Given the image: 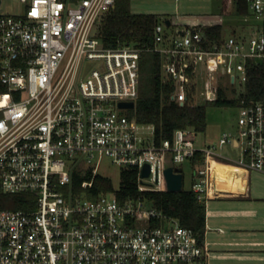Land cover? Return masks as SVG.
<instances>
[{
  "label": "built area",
  "instance_id": "obj_1",
  "mask_svg": "<svg viewBox=\"0 0 264 264\" xmlns=\"http://www.w3.org/2000/svg\"><path fill=\"white\" fill-rule=\"evenodd\" d=\"M20 1L22 15H0V179L4 193L37 202L32 212H0V264H210L194 231L146 198L121 202L109 192L90 200L73 178L90 175L81 188H92L107 159L120 173L136 169L141 193L168 192L165 171L184 169L200 153L205 167L194 172L192 191L206 202L213 163L264 174L263 102L242 101L236 131L204 147L192 129L157 144L154 127L130 115L144 53L162 55L172 99L184 104L192 81L202 85L212 69L243 85L247 61L264 64V31L208 43L199 27L170 32L173 26L161 23L152 47L110 49L99 27L116 0ZM247 2L264 21V0ZM122 102L135 108L121 109ZM223 146L241 156L224 154ZM146 166L150 175L143 177Z\"/></svg>",
  "mask_w": 264,
  "mask_h": 264
},
{
  "label": "trees",
  "instance_id": "obj_2",
  "mask_svg": "<svg viewBox=\"0 0 264 264\" xmlns=\"http://www.w3.org/2000/svg\"><path fill=\"white\" fill-rule=\"evenodd\" d=\"M224 13L229 0H223ZM134 0H116L115 5L107 12L99 27V36L106 48L115 49L119 46L133 45L142 48L153 46L156 27L166 23L169 18L156 14L135 13ZM236 12L239 16L250 15L247 0H237ZM172 23V21H171ZM173 23L171 24V27ZM208 43H221L228 36L223 25L199 27ZM264 31V28H263ZM163 58L158 53L146 52L141 58L140 93L136 109L131 117L143 125L153 126L155 141L161 144L172 140L178 130L192 129L197 135L208 129V110L215 108H239L242 101L247 103H264V64L253 60L246 63V82L240 86L238 98H228L224 89H219L215 100L204 103L199 101L198 81H192L188 100L181 104L172 99L175 92L174 84L163 75ZM236 87V84H231ZM235 90V89H234ZM6 88L0 81V93ZM193 171L205 167L203 154H197L190 161ZM183 169V168H182ZM184 170V169H183ZM138 171L136 169L121 172V184L116 189L109 177L98 175L93 187L83 190L81 184L90 180V175L74 174V188L85 198L96 200L100 194L116 192L121 202L144 197L166 216L177 219L183 227L194 231L201 244L206 238V202H199L191 190L180 193L147 192L141 193L138 188ZM36 198L31 194H6L1 187L0 179V212L24 211L32 212L36 208Z\"/></svg>",
  "mask_w": 264,
  "mask_h": 264
},
{
  "label": "crops",
  "instance_id": "obj_3",
  "mask_svg": "<svg viewBox=\"0 0 264 264\" xmlns=\"http://www.w3.org/2000/svg\"><path fill=\"white\" fill-rule=\"evenodd\" d=\"M160 7L163 11H152L150 14L172 17L171 13L174 10H169V7L165 5L158 8ZM211 17L212 15L203 17H194L189 14L176 15L174 20L169 19L173 23L170 32L185 25L196 27L223 25L231 36L247 40L257 29L262 31L264 28H259L257 21H254L252 34L247 35L245 31H239L237 26L235 27L238 25L235 20L226 22L224 14L219 12L215 16L218 18ZM241 17L245 18V23L249 24V18H255L251 12L250 16ZM208 145L210 144L204 143L200 146ZM233 150L239 158L241 152ZM210 186L206 201L205 238L210 254V264H264V174L250 173L217 162L212 165Z\"/></svg>",
  "mask_w": 264,
  "mask_h": 264
},
{
  "label": "rangeland",
  "instance_id": "obj_4",
  "mask_svg": "<svg viewBox=\"0 0 264 264\" xmlns=\"http://www.w3.org/2000/svg\"><path fill=\"white\" fill-rule=\"evenodd\" d=\"M236 2L237 0H229L228 7L224 13V3L223 0H134L133 11L135 13H145L150 14L152 11L160 12L162 9L161 5L169 7V10H174L171 13L169 19L175 18L176 15L183 16L186 14L193 15L194 17H203L205 15H212L211 18L216 19V14H224L226 22L235 20L238 25L237 29L239 31H245L247 35L252 34L251 29L252 24L257 21L259 28L264 27L263 20H255V18H249L250 24L245 23L244 19L239 16L236 12ZM166 8V7H165ZM27 7L22 4L20 0H2V5L0 6V15L9 16H20L24 13ZM163 11V10H162ZM175 12V13H174ZM215 15V16H213ZM167 16V15H163ZM250 16V15H247ZM245 16V17H247ZM204 22V21H203ZM252 22V23H251ZM226 25V24H225ZM259 32V30H256ZM227 36H231V33H227ZM237 77L241 78L242 69L239 67L235 72ZM202 85L198 87L199 91V101L204 103L208 100H215L217 97L218 90L224 89L226 91L228 98H238L240 84L236 87H232L229 82V78L222 76L218 69H212L208 71L204 77L201 79ZM235 89V90H234ZM238 108H215L210 107L208 110V129L205 133H199L197 135V145L200 146L204 143L215 144L214 142L219 141L220 136L225 132H234L237 129V119H238ZM222 152L229 156H238L236 151H234L229 146H223ZM184 167V190H191L193 185L194 171L190 162L183 165ZM101 175L109 177L114 182L115 188H119L121 184L120 170L115 168L111 161L105 160L103 167L100 170ZM256 173V172H254Z\"/></svg>",
  "mask_w": 264,
  "mask_h": 264
},
{
  "label": "water",
  "instance_id": "obj_5",
  "mask_svg": "<svg viewBox=\"0 0 264 264\" xmlns=\"http://www.w3.org/2000/svg\"><path fill=\"white\" fill-rule=\"evenodd\" d=\"M171 24L172 23L170 20L166 22L167 27H171ZM120 108L121 109H134L135 103L134 102H122L120 103ZM149 175H150V167L146 166L143 172V177H148ZM165 176H166V186H167L168 192L180 193L183 191L184 174H183L182 168L175 169L173 167H169L165 171Z\"/></svg>",
  "mask_w": 264,
  "mask_h": 264
},
{
  "label": "bare ground",
  "instance_id": "obj_6",
  "mask_svg": "<svg viewBox=\"0 0 264 264\" xmlns=\"http://www.w3.org/2000/svg\"><path fill=\"white\" fill-rule=\"evenodd\" d=\"M230 174V173H229ZM236 176V175H235ZM222 179V178H221ZM225 180V179H224ZM222 183V182H221ZM231 183H233L232 181H231ZM223 184V183H222ZM219 185H221V184H219ZM224 185V184H223ZM222 187V186H221ZM230 188V187H229ZM236 188V187H235ZM231 189V188H230Z\"/></svg>",
  "mask_w": 264,
  "mask_h": 264
}]
</instances>
